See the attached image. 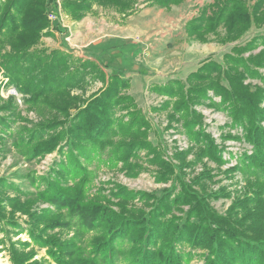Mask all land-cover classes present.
Here are the masks:
<instances>
[{
  "label": "trees",
  "instance_id": "trees-1",
  "mask_svg": "<svg viewBox=\"0 0 264 264\" xmlns=\"http://www.w3.org/2000/svg\"><path fill=\"white\" fill-rule=\"evenodd\" d=\"M60 1L65 15L79 21L94 5L127 17L139 0ZM144 1L168 8L182 0ZM53 3L0 0V74L7 78L0 81V157L9 147L27 161L58 156L44 174L21 176L34 193L0 175V249L10 264H190L195 255L201 264H264V31L234 43L219 61L204 58L184 78L151 85L161 100L150 110L165 120L154 126L129 92L126 69L106 73L94 59L36 47L51 26L59 29L48 19ZM251 26H264V0H213L184 31L206 42L222 28L218 42L226 43ZM87 76L102 85L85 97ZM8 86L36 121L14 96L1 94ZM203 108L223 112L224 127L235 131L217 143ZM169 130L187 143L170 155L162 143ZM225 139L250 148L226 158ZM92 164L130 177L151 166L154 181L166 186L157 194L107 180L91 192ZM218 173L240 175L236 193L211 187ZM222 197L231 201L220 213L211 201ZM35 246L43 256L36 257Z\"/></svg>",
  "mask_w": 264,
  "mask_h": 264
},
{
  "label": "rangeland",
  "instance_id": "rangeland-1",
  "mask_svg": "<svg viewBox=\"0 0 264 264\" xmlns=\"http://www.w3.org/2000/svg\"><path fill=\"white\" fill-rule=\"evenodd\" d=\"M196 6L191 5L188 10L184 11V16H191V14H193V11H195L193 9L196 8ZM146 7H148L149 10H142V8ZM157 7V5L151 4L148 1L139 0L138 3L135 4V11L131 15H129V19L127 18L128 16L124 17L119 13L116 14L117 12L114 9L106 10L104 17L107 22V27L105 26L104 29L108 31L109 34H112L109 36H113L112 38L114 41L106 40V38L110 37H105L104 35L102 36L101 34L103 32L100 33L97 30H94L89 36V39H92L93 41L92 44L94 47L87 45L88 47L86 46L84 48H78L74 46L73 48H75L76 51H74L73 49V51H71L70 46L72 44V20L69 19V17L66 16L63 11L62 15L64 27H60V29H51L49 31H56L58 39L63 45V48L60 49L72 52L75 56L85 59H93L94 53H92V51L95 50V44L103 41L104 43L101 49L95 52H97V54L103 59L102 61L98 62L104 67L105 72H109L108 70L112 67L110 66V64H114L118 60V57L120 58V56H118L117 54L113 55L114 57L111 55L112 53H116L114 48L118 46L122 51L125 48L131 46L132 48L130 49V51L122 52H126V55H129L131 57H137L138 60L143 62L142 64L146 69L144 67H140L142 68L141 70H143L142 72H139L136 69H132V71L129 72L132 79L130 90L134 92V94H137H135L134 97L138 101L139 105L142 106L152 124L154 126H163L165 124L163 114H158L150 110V107L157 105L160 102L161 98L156 94L151 93L149 91V87L153 84L164 82L168 77H171L172 75L181 77L184 76L185 72L188 69L194 67L198 63V56H202L205 53L209 52L211 50L210 48L212 47H217L216 51L218 50V52L214 54V59L219 61L222 54L224 53L222 50L228 51L229 46L232 45L233 42H218V37L224 34V30L222 28H219L218 33L216 34H208L206 44H204L205 42L189 39L187 35L185 36L182 22L178 23L176 20L174 24L176 28H174L173 30L170 25V22L174 20V14L176 18H178L177 13H179L180 10L177 9H179L180 6L173 7L174 10L163 11V13L161 14L157 12ZM60 10H62L61 1ZM113 11L116 13H114ZM126 18L128 19L127 22L124 21ZM95 27H97V25H95ZM263 31L264 26L259 29L251 26V30L245 32L235 42L242 43L254 34ZM89 39H87L86 37L82 39L80 37V42H86ZM213 42L217 44H214ZM106 65L108 66L107 68H105ZM85 80L87 82L84 92L85 97L88 96L91 92L100 88L102 85L100 81L95 80L94 77L91 76H87ZM251 82L254 83L256 81L252 80ZM8 89L9 86L3 87L1 89V94L4 97L9 95ZM74 92L77 94L82 93L80 90H74ZM19 107L23 115H27L34 121L37 120L38 117L36 116V114L32 111H26L24 109L25 106L23 103L19 105ZM203 113L205 115V122L209 125L208 130L212 132L214 137H216L217 143L221 141V134H225L226 132L233 133L235 131L234 129L224 127V123L227 121V117L223 112H218L212 110L211 108H203ZM170 134H172V130L164 132L162 142L169 155L171 154L172 148H174L176 145H179L180 148L186 147L187 145L183 136L178 134ZM149 137L153 143L157 142V137L154 136L152 132L150 133ZM10 142L11 140H8V144H10ZM223 145L225 146L224 155L226 158H228V152L234 155H239L240 152H242L244 149L250 148L249 145L242 141L229 139L223 140ZM53 160H58L56 152L46 155L40 161H27L23 159V157L12 147H9L6 155L2 158L0 157V175H3L8 180L14 182L22 191H30L34 193L35 189L29 184L26 178L21 176L26 174L27 172H36L39 175L44 174L51 166ZM234 161L235 159H232L230 163L221 166V170L234 163ZM207 164H209L211 167L215 166L214 163L210 161ZM90 168L93 169L94 173L91 192H93L96 187L106 182L107 180L119 182L126 185L128 188L135 190H153L157 194H159L160 191L166 186L163 183H157L154 181L153 167L151 166H148L146 169L140 171L135 177L127 176L123 171H120L119 169H108L106 166L96 168L95 165L92 164ZM198 170H200L199 165L196 166V171ZM214 172L218 171L215 169ZM214 179L217 182L211 184V187L213 188L227 186L228 189L234 193H236L235 189L239 188V186H236L235 184V180L240 179L239 174H235L234 178L232 179H227L225 177V174L218 173ZM230 201V198L222 197L216 200H212L211 204L218 212L223 213L227 206L230 204ZM1 236L2 232L0 231V238ZM19 236L23 240L27 239V235L25 233H22ZM35 248L37 250V258L44 255L43 248H39L37 246H35ZM197 252L199 251H196V253ZM201 263L202 259L197 255L193 256L190 261V264ZM0 264H10L7 252L2 249H0ZM45 264L53 263L51 262Z\"/></svg>",
  "mask_w": 264,
  "mask_h": 264
},
{
  "label": "crops",
  "instance_id": "crops-1",
  "mask_svg": "<svg viewBox=\"0 0 264 264\" xmlns=\"http://www.w3.org/2000/svg\"><path fill=\"white\" fill-rule=\"evenodd\" d=\"M212 2H213V0H183L181 3H179L177 5H171L169 8L158 6L156 10H158L157 12L159 14H161V13H163V11L174 10L173 7L180 6L181 8L179 7V9H177V10H180V12L177 13L178 18H176L175 14H174V17H173L174 20H172L170 22L171 23L170 25H171L172 30L174 28H176L174 26V24H175V21L177 20L178 23L182 22V27H183V30H184V25H185L186 21H188L192 16L198 15V13L200 12V10H203L206 6H208ZM191 5H194V6L197 5L196 8L193 9L195 11H193V14H191V16H186L185 17L184 16V11L188 10ZM106 10H112V9H103L100 6L94 5L92 7L91 11L88 12L81 20H79V21H71V29H72V32H71L72 44L70 46L71 51H73V50L76 51L75 48H73L74 46L75 47H78V48H84L87 45L88 46H93V44H92L93 41H92V39H89V36H90L91 32L94 31V30H97L100 33L103 32L101 34L102 36L104 35L105 37H110V38H106V40L114 41L113 38H112L113 36H109V35H112V34H109V32L104 29L105 26L107 25L106 19L104 17V14L106 13ZM142 10H149V9H148V7H146V8H142ZM113 12H111V13H113ZM114 13H116V12H114ZM116 14H118V13H116ZM127 18L129 19L130 17L128 16ZM127 18L124 20L125 22L128 21ZM95 25H97V27H95ZM49 30H51V29H49ZM249 30H251V27H250ZM48 32H49V35L48 36H43L39 40V42L36 45V47L37 48H41L42 47V48H46L48 50H50L52 48H58V47L59 48H63V45L60 43V41L58 39V35L56 34V31H53L52 30V31H48ZM185 36H186V33H185ZM80 37L82 39H84L86 37L89 40H87L86 42H80ZM103 43L104 42L101 41V42L95 44L96 45L95 50L92 51V53H94L93 54L94 55L93 56V59H95L96 61H102L103 60L101 58V56H99L97 54V52H95V51H97V50L99 51V49H101V47L103 46ZM213 43L214 44H217L215 42H213ZM234 43H236V42H233V44ZM204 44H206V42ZM232 45L229 46V49L231 48ZM131 48L132 47L129 46V47L125 48L122 51H126V52L127 51H130ZM210 49H209L210 51L207 52L209 54L205 53L202 56H198V58H197V59H199L197 61L198 63L194 67H191L190 69H188L185 72L184 76L181 77V76H177V75H172L171 77H168V78H172V77L184 78L185 75L188 72L194 70L204 58H206L208 56H211L212 58H214V54L216 52H218V50L216 51L217 47H214V48L212 47ZM229 49H228V51H229ZM114 50H115L116 53H112L111 55L113 56V55L117 54L118 56H120V58L118 57V60L114 64H110V66H112L114 68L126 69L127 71H126L125 75L126 76H129V77H131V74L129 72H131L132 69H136L139 72H142L143 71V70H141L144 67L143 64H142L143 62H141L140 60H138L137 57H131L129 55H126V52H122L121 49H120V47H118V46H116L114 48ZM222 51L223 52H227V50H222ZM114 61H115V59H114ZM140 67H142V68H140ZM110 70L111 69H109L108 71L110 72ZM106 73H108V72H106ZM129 92L133 95V97L136 94V93L134 94V92H132L131 90H129ZM135 101L137 102L138 106H140L139 103H138V101L136 100V98H135ZM140 107L142 108V106H140Z\"/></svg>",
  "mask_w": 264,
  "mask_h": 264
},
{
  "label": "built area",
  "instance_id": "built-area-1",
  "mask_svg": "<svg viewBox=\"0 0 264 264\" xmlns=\"http://www.w3.org/2000/svg\"><path fill=\"white\" fill-rule=\"evenodd\" d=\"M62 10H60V0H55V4H52V7L50 8V11L48 12V19L50 20L51 24H58L59 23V29L60 27H64L63 25V15ZM53 27L51 26L50 29ZM62 31V30H60ZM0 81L2 83H5L7 81V78L3 76V74H0ZM8 94L15 97L16 102L21 105L23 102L22 94L17 92V90L11 86H9Z\"/></svg>",
  "mask_w": 264,
  "mask_h": 264
},
{
  "label": "bare ground",
  "instance_id": "bare-ground-1",
  "mask_svg": "<svg viewBox=\"0 0 264 264\" xmlns=\"http://www.w3.org/2000/svg\"><path fill=\"white\" fill-rule=\"evenodd\" d=\"M186 57V56H185Z\"/></svg>",
  "mask_w": 264,
  "mask_h": 264
}]
</instances>
